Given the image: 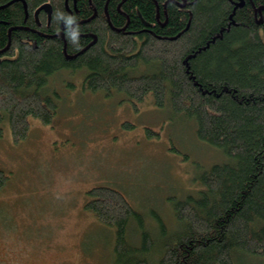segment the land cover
Returning <instances> with one entry per match:
<instances>
[{
  "label": "trees",
  "instance_id": "trees-1",
  "mask_svg": "<svg viewBox=\"0 0 264 264\" xmlns=\"http://www.w3.org/2000/svg\"><path fill=\"white\" fill-rule=\"evenodd\" d=\"M42 4L49 23L44 11L35 20ZM58 9L77 18L79 48ZM62 71L83 72V90L122 96L134 110L151 95L225 157L197 176L195 195L172 200L175 230L155 213L147 227L110 187L90 189L84 209L113 231L114 264L264 257V0H0V123L13 142L27 138L30 118L52 122L59 95L48 81ZM6 180L0 170V191Z\"/></svg>",
  "mask_w": 264,
  "mask_h": 264
},
{
  "label": "rangeland",
  "instance_id": "rangeland-1",
  "mask_svg": "<svg viewBox=\"0 0 264 264\" xmlns=\"http://www.w3.org/2000/svg\"><path fill=\"white\" fill-rule=\"evenodd\" d=\"M83 74L62 71L49 79L48 92L59 95L56 115L49 125L30 118L25 140L13 142L7 120L0 123V170L7 178L0 264H114L113 231L84 209L90 189L110 187L147 227L156 226L155 213L175 230L172 200L195 195L197 176L225 160L196 138L191 122L156 108L151 95L134 110L122 96L83 90ZM127 238L139 244L135 224ZM234 260L264 264V257Z\"/></svg>",
  "mask_w": 264,
  "mask_h": 264
},
{
  "label": "clouds",
  "instance_id": "clouds-1",
  "mask_svg": "<svg viewBox=\"0 0 264 264\" xmlns=\"http://www.w3.org/2000/svg\"><path fill=\"white\" fill-rule=\"evenodd\" d=\"M55 20L64 27L66 38L73 44L74 47L79 48L81 43L80 28L77 18L74 15L58 9L55 13Z\"/></svg>",
  "mask_w": 264,
  "mask_h": 264
},
{
  "label": "water",
  "instance_id": "water-1",
  "mask_svg": "<svg viewBox=\"0 0 264 264\" xmlns=\"http://www.w3.org/2000/svg\"><path fill=\"white\" fill-rule=\"evenodd\" d=\"M67 1V0H66ZM74 1V0H73ZM65 5H66V3H65ZM66 8H67V6H66ZM24 9H26V6L24 5ZM40 11H44L46 14H47V22L49 23V21H50V15H51V7H50V5L49 4H42L41 6H39L36 10H35V12H34V17H35V20L36 21H38V18H37V16H38V13L40 12ZM62 29H64V27L62 26ZM59 36L60 37H63V34L62 33H59Z\"/></svg>",
  "mask_w": 264,
  "mask_h": 264
}]
</instances>
